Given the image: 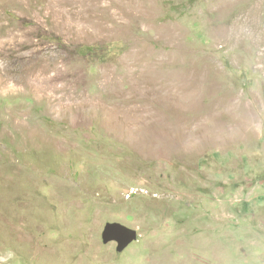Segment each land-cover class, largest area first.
I'll use <instances>...</instances> for the list:
<instances>
[{
    "label": "rangeland",
    "instance_id": "374dc122",
    "mask_svg": "<svg viewBox=\"0 0 264 264\" xmlns=\"http://www.w3.org/2000/svg\"><path fill=\"white\" fill-rule=\"evenodd\" d=\"M0 264H264V0H0Z\"/></svg>",
    "mask_w": 264,
    "mask_h": 264
},
{
    "label": "water",
    "instance_id": "95a60500",
    "mask_svg": "<svg viewBox=\"0 0 264 264\" xmlns=\"http://www.w3.org/2000/svg\"><path fill=\"white\" fill-rule=\"evenodd\" d=\"M137 237L134 229L117 222L106 223L101 233L104 244L109 242L116 243V251H123Z\"/></svg>",
    "mask_w": 264,
    "mask_h": 264
},
{
    "label": "bare ground",
    "instance_id": "6f19581e",
    "mask_svg": "<svg viewBox=\"0 0 264 264\" xmlns=\"http://www.w3.org/2000/svg\"><path fill=\"white\" fill-rule=\"evenodd\" d=\"M185 85L188 86L187 83L182 84V86H185ZM182 139H184V138H182Z\"/></svg>",
    "mask_w": 264,
    "mask_h": 264
}]
</instances>
